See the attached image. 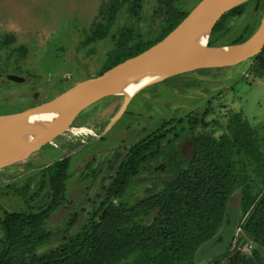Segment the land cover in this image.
Returning <instances> with one entry per match:
<instances>
[{
    "label": "trees",
    "instance_id": "obj_1",
    "mask_svg": "<svg viewBox=\"0 0 264 264\" xmlns=\"http://www.w3.org/2000/svg\"><path fill=\"white\" fill-rule=\"evenodd\" d=\"M127 1L139 20L142 0H111L101 9L106 24L98 25L87 41L105 37ZM177 1L158 0L162 18L156 34L134 35L137 26L128 31L124 28L94 76L148 49L172 31L190 12L177 6ZM251 5L250 24L228 36L229 20L246 14ZM263 7L264 0H248L226 11L215 24L209 44L246 40L256 30L254 22ZM11 41L6 36L5 43ZM245 63L251 75L264 78V47ZM191 116L163 118L131 146L113 168L109 185L91 199L93 210L87 212L77 231H72V225L78 212L56 231L47 226L49 217L66 200L70 157L41 168L40 188H47L48 201L37 208L28 204L24 210L3 211L0 264H198L199 249L220 233L227 222L228 204L239 190L243 215L239 238L249 239L255 246L249 254L228 247L206 259L207 264H264V130L252 127L242 112H233L221 134L206 130L195 134V153L187 159L176 142L197 126L198 120ZM163 152L158 169L167 174L157 179L160 185L155 180L143 197L134 202L123 200L124 191L144 171V163ZM89 169L88 165L83 178L95 177Z\"/></svg>",
    "mask_w": 264,
    "mask_h": 264
},
{
    "label": "rangeland",
    "instance_id": "obj_2",
    "mask_svg": "<svg viewBox=\"0 0 264 264\" xmlns=\"http://www.w3.org/2000/svg\"><path fill=\"white\" fill-rule=\"evenodd\" d=\"M110 1L0 0V110L9 112L39 104L77 82L93 77L126 27L128 31L137 26L132 32L134 35L156 34L162 18L158 0H142L139 20L130 12V1H127L120 7L107 35L87 41L98 25L106 24L101 9ZM197 2L199 0H178L176 5L191 10ZM253 8L251 5L246 14L229 20L228 36L240 33L250 24ZM260 15L254 22L256 29L262 18ZM6 36L12 37L9 44L5 43ZM22 49L24 53L20 52ZM7 73L25 77V80H9ZM123 97L119 94L103 98L83 114L72 131L53 143L58 146L45 147L35 158L0 170V216L3 211L24 210L28 204L36 208L46 204L48 193L47 188H40V169L69 156L66 201L52 213L47 226L56 231L70 215L78 212V220L72 225V231H77L87 212L93 210L91 199L103 189L101 181L95 177H82L85 168L89 165V171H94L99 161L116 153L120 143L130 147L156 128L163 118H179L191 113L192 120H198L195 129L186 131L182 139L186 136L195 138L196 133L204 130L221 134L233 112H242L252 127L264 130V78L251 75L245 62L231 67L198 69L148 85L130 100L129 110L133 112L121 115L109 130L107 127L118 112ZM100 134H104L103 142L95 139ZM97 151L101 153L98 156ZM94 156L99 160H94ZM163 160L164 152L148 159L144 171L124 191L123 200L136 201L145 195L146 188L153 187L155 180L163 178L167 172L158 169ZM227 212L230 228L221 229L219 240L225 236L229 242L226 248H238L249 254L255 244L239 238L243 217L240 190L232 196ZM55 244L57 240L51 246ZM225 249L210 256L208 254L215 248L201 247L197 253L198 264H207L206 259Z\"/></svg>",
    "mask_w": 264,
    "mask_h": 264
},
{
    "label": "water",
    "instance_id": "obj_3",
    "mask_svg": "<svg viewBox=\"0 0 264 264\" xmlns=\"http://www.w3.org/2000/svg\"><path fill=\"white\" fill-rule=\"evenodd\" d=\"M248 0H200L187 16L164 38L148 49L126 58L97 76L81 80L39 104L0 113V169L35 158L45 147L72 131L83 114L97 102L112 95H124V102L107 129L120 118L134 94L140 89L166 78L206 68L231 67L258 55L264 47V7L257 29L246 40L223 45H210L209 39L217 21L224 13ZM8 79L22 81L25 77L12 73ZM148 78L133 94L124 88L132 82ZM48 121H31L34 116H49ZM179 144V151L190 159L195 153L192 137ZM229 206V204H228ZM228 211V207H227ZM227 224L223 230H229ZM219 233L202 247L215 251L229 243ZM227 234V233H226ZM229 239L231 234L228 233Z\"/></svg>",
    "mask_w": 264,
    "mask_h": 264
},
{
    "label": "flooded vegetation",
    "instance_id": "obj_4",
    "mask_svg": "<svg viewBox=\"0 0 264 264\" xmlns=\"http://www.w3.org/2000/svg\"><path fill=\"white\" fill-rule=\"evenodd\" d=\"M8 74V73H7ZM7 74H5L6 75V77H7ZM8 78V77H7ZM10 80V79H9ZM25 80V79H24ZM136 94V93H135ZM134 94V95H135ZM113 97H115V95H112L111 96V98H113ZM133 98V97H132ZM131 98V99H132ZM104 101H106V100H104ZM103 101V102H104ZM99 102H102V101H99ZM123 102H124V97H123V100H122V102H121V105H120V107H119V109L121 108V106H122V104H123ZM130 102V101H129ZM129 102H128V105L126 106V109H125V111L123 112V114H129V113H131V112H133V110H129ZM28 107V106H27ZM118 109V110H119ZM0 113H3V111L2 110H0ZM122 114V115H123ZM170 118H172V117H170ZM163 121V120H162ZM161 122V121H160ZM114 126H112V127H110V129L109 130H111L112 128H113ZM144 129H147L146 128V126H144ZM104 131V130H103ZM146 131V130H145ZM109 132V131H108ZM107 132V133H108ZM144 132V131H143ZM142 132V133H143ZM149 133V132H148ZM148 133H145L143 136H141L139 139H141V138H144V137H146L147 136V134ZM107 135V134H106ZM105 135V136H106ZM170 135V137H172L173 136V134H169ZM98 137H99V139H98ZM170 137H168V138H170ZM182 138L184 137V134L181 136ZM179 138L178 139V141L176 142V145H177V148H178V150H179V144L180 143H182L183 141H186V140H189V138H188V136H186L184 139H182V138ZM101 138V139H100ZM102 138H104V134L103 135H99V136H97L95 139H97L96 141H102L103 139ZM106 138V137H105ZM167 138V137H166ZM180 139H182V140H180ZM193 140H194V138H193ZM96 141H94V142H96ZM103 142V141H102ZM102 144H104V143H102ZM55 145H57V144H51V145H49L48 147H53V146H55ZM58 146V145H57ZM101 146V145H100ZM132 146V145H131ZM131 146L129 147V145L128 146H126V144H122V143H120L119 144V146L117 147V149L118 150H115L116 151V153H114V154H112L111 156H110V158L109 159H107V160H105V161H99L100 163H98L94 168L95 169H93L94 170V174H95V178L96 179H98V180H100L101 182H100V185L103 187V189H105V187L106 186H108L109 185V182H110V180H111V178H112V175H113V168L121 161V159L123 158V156L129 151V149H131ZM96 148H99V146H97ZM103 151H106L107 152V150H102V152ZM98 152V151H97ZM101 153H100V151L97 153V156L98 155H100ZM114 156V157H113ZM183 156V155H182ZM184 157V156H183ZM94 160H99V158H96V156H94ZM115 158V159H114ZM33 159V158H32ZM29 160H31V159H29ZM28 160V161H29ZM113 160V161H112ZM114 160H116L115 162H114ZM93 162V161H92ZM52 163V162H51ZM112 166V167H111ZM111 167V168H110ZM0 170H2V169H0ZM102 189V190H103ZM105 191V190H104ZM97 193H99V192H97ZM96 193V194H97ZM66 201V200H65Z\"/></svg>",
    "mask_w": 264,
    "mask_h": 264
},
{
    "label": "bare ground",
    "instance_id": "obj_5",
    "mask_svg": "<svg viewBox=\"0 0 264 264\" xmlns=\"http://www.w3.org/2000/svg\"><path fill=\"white\" fill-rule=\"evenodd\" d=\"M148 78L141 79L136 82L129 83L125 88H124V93L125 94H133L136 90H138L146 81ZM52 118L51 115L49 116H34L30 120L31 121H40V120H45L48 121ZM81 126V125H79ZM78 139V138H77Z\"/></svg>",
    "mask_w": 264,
    "mask_h": 264
}]
</instances>
